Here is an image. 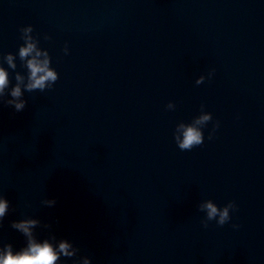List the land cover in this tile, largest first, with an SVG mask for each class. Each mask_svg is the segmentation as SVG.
<instances>
[{
	"label": "water",
	"instance_id": "obj_1",
	"mask_svg": "<svg viewBox=\"0 0 264 264\" xmlns=\"http://www.w3.org/2000/svg\"><path fill=\"white\" fill-rule=\"evenodd\" d=\"M27 24L58 79L21 87L19 112L0 97V248L30 216L91 264H264V0H0L9 89ZM202 104L205 139L181 151L172 128ZM204 200L236 210L204 227Z\"/></svg>",
	"mask_w": 264,
	"mask_h": 264
},
{
	"label": "clouds",
	"instance_id": "obj_2",
	"mask_svg": "<svg viewBox=\"0 0 264 264\" xmlns=\"http://www.w3.org/2000/svg\"><path fill=\"white\" fill-rule=\"evenodd\" d=\"M20 39L23 43L18 47L16 56L21 61V67L24 68V74L16 73V83L9 89L8 69L15 68L13 54L6 53L3 56V62L6 67L0 66V97H4L5 90L11 99H5L4 103L11 105L14 111H22L25 107V100L22 98L21 87L25 91H40L51 89L54 82L58 79V73L50 66V57L46 50L38 47V39L33 33L31 24L20 28ZM44 39H50L47 33L42 34ZM60 51L68 54L67 42L61 47ZM215 69H209L208 77L211 78ZM205 80V75L201 74L195 80L197 85ZM26 81V82H25ZM176 105L168 101L164 108L168 111H174ZM212 120V114L204 111L203 104L200 106L198 114L194 115L190 121H177L172 128V140L176 147L183 150H191L194 146L201 145L205 139L203 129L207 122ZM218 121L213 120L212 126L208 130L207 139L211 140L218 127ZM55 198H45L41 204L51 207L55 204ZM198 209L205 213L201 221L202 226L207 227L209 221H215L217 225H224L230 220L229 212H235L236 205L229 200L221 206H217L211 200H204L198 205ZM9 210V201L3 195H0V219H2ZM37 218L24 216L20 219L9 221V226L19 232L26 240L23 246L18 250H13L9 243H5L0 248V264H91L90 258L85 255L77 256V248L64 239L53 243L50 238H38L34 229L39 225ZM232 228L239 227L232 224ZM64 258V259H62Z\"/></svg>",
	"mask_w": 264,
	"mask_h": 264
}]
</instances>
